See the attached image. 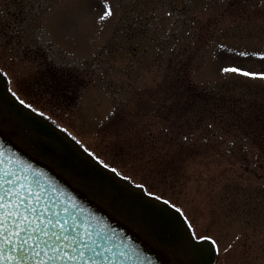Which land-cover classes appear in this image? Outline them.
<instances>
[{
	"label": "rangeland",
	"instance_id": "374dc122",
	"mask_svg": "<svg viewBox=\"0 0 264 264\" xmlns=\"http://www.w3.org/2000/svg\"><path fill=\"white\" fill-rule=\"evenodd\" d=\"M40 1L0 0L7 91L115 168L124 194L72 179L52 157L66 169L57 171L170 264H264V77L228 70L264 73V0H47L13 33L15 3L36 14ZM40 25L83 64L47 62ZM11 115H0V131L30 148L36 137ZM149 199L181 210L177 246L163 245L173 226Z\"/></svg>",
	"mask_w": 264,
	"mask_h": 264
},
{
	"label": "water",
	"instance_id": "95a60500",
	"mask_svg": "<svg viewBox=\"0 0 264 264\" xmlns=\"http://www.w3.org/2000/svg\"><path fill=\"white\" fill-rule=\"evenodd\" d=\"M0 185L5 205L4 216L0 217L6 234L4 242L13 241L12 247L4 248L5 257H14L9 264H170L162 251L1 133ZM20 200L23 203L15 207ZM9 212L13 215L8 216ZM19 220L24 222L19 223ZM20 228H36L37 231L20 232L19 237L11 235ZM41 230L47 236L42 235ZM53 233L62 240L67 239L58 249L57 258L49 260L52 252L47 251L46 243L49 248L55 246ZM24 241V248L31 251L18 248ZM105 249L111 251L105 252ZM81 251L84 252L82 258ZM32 252H40V255L33 256ZM65 252L75 260L65 257ZM22 257L27 259L21 261Z\"/></svg>",
	"mask_w": 264,
	"mask_h": 264
},
{
	"label": "trees",
	"instance_id": "16d2710c",
	"mask_svg": "<svg viewBox=\"0 0 264 264\" xmlns=\"http://www.w3.org/2000/svg\"><path fill=\"white\" fill-rule=\"evenodd\" d=\"M53 2L54 1L49 2L47 0H43L42 2L40 1L36 7L33 5V10L36 14H30L32 13V11L30 9H26L25 3H22L21 7H19V5L17 4L14 5L16 9H14L13 15L20 21L18 22V24H16V27H13V33L22 30V27H24L25 29V26H28L33 15H37L39 12L48 9ZM28 7H30V5ZM34 33L37 35V44L34 42V44L32 43V45L36 44L38 46L37 48H39V51H41L47 62L51 61L52 63L53 61L58 60L60 62V65L69 63L67 64L69 66L83 64L79 60H77V58L59 48L50 39L41 25L38 26L36 32ZM4 82V78L0 76V109L4 113L6 112V114L7 111L8 114H13V118L15 117L18 123L23 122L37 132L35 136L36 140L32 141L33 143L30 146V149L34 151L37 156H40L42 158H45L46 156H52L60 159V161L62 162L61 164L65 168H71L70 173H68L70 175L69 177L76 181L86 179L89 182L102 184L104 185L102 187L107 188V190L109 191H114L119 195L124 194L123 190L125 188H123L122 190V187L125 184L115 173L107 170L102 165L95 162L91 157L82 154L81 151L74 146L76 144L68 135L52 126L43 117L32 113L28 109L23 108L18 103H14L6 92ZM49 134L52 135L49 136ZM129 194L132 199L138 197L137 194H134L133 191H130ZM164 205L165 206L162 209H158L159 206H157L154 200L149 201V207L151 209H154L156 211L158 210V212L166 214L170 218V222L173 227L169 233V242L163 245L167 247H175L181 242V233L183 231V226L182 224H180L178 212L171 209L166 204Z\"/></svg>",
	"mask_w": 264,
	"mask_h": 264
},
{
	"label": "snow or ice",
	"instance_id": "6c2138e0",
	"mask_svg": "<svg viewBox=\"0 0 264 264\" xmlns=\"http://www.w3.org/2000/svg\"><path fill=\"white\" fill-rule=\"evenodd\" d=\"M105 15H111V11H107L105 13ZM264 55V54H262ZM230 71H235V72H242L244 75L246 76H261V77H264V73H252V72H247V71H244L243 69H239V68H233V69H228ZM9 91L12 93V95L14 97H16V99L19 101V103L21 105H24L26 102L25 100L23 99H20V97L17 95V93L15 92H12L11 89H9ZM27 107L31 108L32 105L31 104H28ZM35 110V109H34ZM41 115H43V113H41ZM87 151V149H85ZM97 159L99 160V158L97 157ZM99 163H101L103 165V167L105 168H108L109 165L106 164L103 160H99ZM113 172H116L117 170L115 168L111 169ZM117 175H119V173H117ZM22 179V178H21ZM124 179H129V177L125 176ZM18 182V181H17ZM0 187H2V185H0ZM139 187L143 188V185H140ZM9 195H12V193L10 192ZM148 195H154V193H148ZM157 199H160V197H156ZM3 200H4V196L2 193H0V217H3L4 216V213H3V209L5 207L4 203H3ZM39 200V197H37V201ZM23 203V200H20L17 205L15 207H19L20 204ZM165 203H170L169 201H165ZM171 207L176 209L178 212L181 211L179 208H177V206L173 203L171 204ZM65 211H67V209H65ZM181 214L183 215V213L181 212ZM13 213L12 212H9L8 213V216H12ZM16 216H17V219H19V213L17 212L16 213ZM25 219H27V217H25ZM24 221L23 220H19V223H23ZM17 223L16 220L13 221V225H15ZM49 223H51V221H49ZM57 223L59 224L60 222L57 221ZM185 223H187L188 225V228L191 230L192 229V224L191 223H188L187 221V218L185 217ZM26 231H31V232H35L37 231L36 228H30V229H23V228H20V229H17L14 233H11V235H15L17 237H19V234L20 232H26ZM41 234L42 235H45L47 236V233H44L42 230H41ZM5 232H4V227H3V220L0 219V264H9V262L14 259V257L12 256H8V257H5L4 255V248L7 246V247H12L13 245V241L11 239H8L7 240V244H5L4 242V237H5ZM53 236H55V233H53ZM193 237L196 238V239H200V240H206V239H211L210 237H205V236H196L195 232H193ZM52 237H49V239H51ZM67 238L64 237L63 240H66ZM55 240H56V244L55 246L49 248L47 243H46V249L47 251H51L52 252V255L49 257V260H53L55 258H57V251L58 249L60 248L61 244L63 243V240L61 237L59 236H55ZM24 243H26V241L22 242L18 248L19 249H22L24 250L25 252H29L31 251V249H25L24 248ZM213 243L215 244V241H213ZM65 247H67L68 245H64ZM82 247H86V246H82ZM15 250V249H14ZM47 251H45V255L47 254ZM108 251H111L110 249H105V252H108ZM32 255L33 256H36L38 257L40 255V252H32ZM63 255L65 257H67L69 260H75V257H71V256H68V254L65 252L63 253ZM80 257L82 258L84 256V252L81 251L79 253ZM115 255V254H113ZM121 255H123V253H121ZM27 259V257H22L21 258V261ZM38 264H43V262H38Z\"/></svg>",
	"mask_w": 264,
	"mask_h": 264
}]
</instances>
